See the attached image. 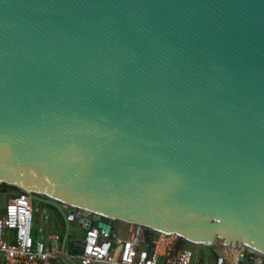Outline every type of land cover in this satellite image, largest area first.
<instances>
[{
  "label": "water",
  "instance_id": "1",
  "mask_svg": "<svg viewBox=\"0 0 264 264\" xmlns=\"http://www.w3.org/2000/svg\"><path fill=\"white\" fill-rule=\"evenodd\" d=\"M0 191L264 256V0H0Z\"/></svg>",
  "mask_w": 264,
  "mask_h": 264
},
{
  "label": "built area",
  "instance_id": "2",
  "mask_svg": "<svg viewBox=\"0 0 264 264\" xmlns=\"http://www.w3.org/2000/svg\"><path fill=\"white\" fill-rule=\"evenodd\" d=\"M36 210L32 199L19 193L0 213L2 264H55L64 258L61 234L42 229V237L34 236ZM145 232L141 226L121 225L113 238L105 229L91 228L72 240L80 253L66 256L78 264H195L191 247L177 248V234L150 232L149 246L143 249ZM214 264H264V256L244 248H219Z\"/></svg>",
  "mask_w": 264,
  "mask_h": 264
},
{
  "label": "rangeland",
  "instance_id": "3",
  "mask_svg": "<svg viewBox=\"0 0 264 264\" xmlns=\"http://www.w3.org/2000/svg\"><path fill=\"white\" fill-rule=\"evenodd\" d=\"M46 220H48V221L46 222ZM63 226H64V224H63L61 218H59V217H48V215L45 214L42 210H39L36 217H35L33 234L36 237H39V236L42 237V234H41L42 232L40 231L42 229H44L45 232H48L51 229L52 231H55V232L57 231V232H60L62 234V233H64V229H63L64 227ZM83 233L84 232L82 230H80L74 222L71 223V226H70V237H71V239H73L74 237L80 238V237H82ZM189 247H191L197 253L199 251H203L202 254L200 252L199 253L205 259H207L210 255L209 254L210 251L202 250L197 246H191L190 245Z\"/></svg>",
  "mask_w": 264,
  "mask_h": 264
},
{
  "label": "crops",
  "instance_id": "4",
  "mask_svg": "<svg viewBox=\"0 0 264 264\" xmlns=\"http://www.w3.org/2000/svg\"><path fill=\"white\" fill-rule=\"evenodd\" d=\"M48 233H59L61 234L60 232H55V231H52L51 229L48 231ZM61 236H63V233L61 234ZM44 239H46V236H43ZM47 241V240H46ZM69 241V240H68ZM200 249L202 250H207V251H210V255L207 259H205L201 254L203 251H199L198 253L195 252V260H194V263L195 264H214L215 262V257L213 255V253L215 252L216 254L219 252V248L218 247H214L213 251L209 248H203V247H199ZM62 249H63V241H62ZM65 251H66V254L67 255H74L72 254L70 251H69V247H68V242L65 246ZM72 260V259H71ZM74 261L77 262V260L74 259ZM0 264H2V262L0 261ZM55 264H73L70 260H68L67 258H62L60 260H58L57 262H55Z\"/></svg>",
  "mask_w": 264,
  "mask_h": 264
},
{
  "label": "flooded vegetation",
  "instance_id": "5",
  "mask_svg": "<svg viewBox=\"0 0 264 264\" xmlns=\"http://www.w3.org/2000/svg\"><path fill=\"white\" fill-rule=\"evenodd\" d=\"M17 194H19V193H17ZM16 194V195H17ZM16 195H14V196H16ZM4 197H7L8 198V201H9V199L11 198V197H13V195L11 194V193H8L7 191L4 193L3 191H0V199L2 200ZM35 208L39 211V210H44V207H41V206H38V205H36L35 206ZM2 211H0V213H1ZM48 215V217H53L51 214H47Z\"/></svg>",
  "mask_w": 264,
  "mask_h": 264
},
{
  "label": "trees",
  "instance_id": "6",
  "mask_svg": "<svg viewBox=\"0 0 264 264\" xmlns=\"http://www.w3.org/2000/svg\"><path fill=\"white\" fill-rule=\"evenodd\" d=\"M64 227V226H63ZM64 229V228H63ZM85 232V231H83ZM84 234V233H83ZM74 239V238H73ZM71 237L69 236V241H68V247H69V251L72 253V254H78L80 253V250L78 248H75L73 247L72 245V240Z\"/></svg>",
  "mask_w": 264,
  "mask_h": 264
}]
</instances>
